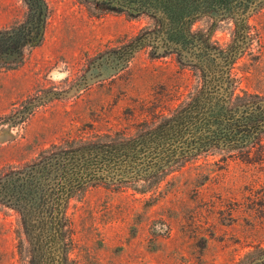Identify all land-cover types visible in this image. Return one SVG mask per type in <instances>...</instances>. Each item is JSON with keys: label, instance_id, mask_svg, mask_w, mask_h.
I'll return each instance as SVG.
<instances>
[{"label": "rangeland", "instance_id": "rangeland-1", "mask_svg": "<svg viewBox=\"0 0 264 264\" xmlns=\"http://www.w3.org/2000/svg\"><path fill=\"white\" fill-rule=\"evenodd\" d=\"M45 1L50 18L42 44L14 69L0 68V264H30L29 255L18 253L28 236L14 203H38L36 194L7 192L9 179L22 177L51 144L81 136L106 146L139 135L152 104L178 88L193 91L198 81L175 56L156 57L152 48L129 54L148 20L101 15L95 0ZM259 2L236 68L240 87L264 99ZM23 12L21 0H0V27ZM212 23L201 17L192 30L209 32ZM212 39L226 43L230 30L218 27ZM254 156L248 163L237 151L216 149L155 180L112 175L88 183L69 199L72 258L76 264H235L255 257L254 248L264 247V163ZM251 264H264V254Z\"/></svg>", "mask_w": 264, "mask_h": 264}, {"label": "trees", "instance_id": "trees-1", "mask_svg": "<svg viewBox=\"0 0 264 264\" xmlns=\"http://www.w3.org/2000/svg\"><path fill=\"white\" fill-rule=\"evenodd\" d=\"M21 1L22 16L0 27V68L5 70L20 65L42 44L50 18L45 0ZM95 1L101 15L119 13L149 21L134 37L130 55L152 48L156 57L175 56L181 70L198 81L193 91L178 88L152 104L139 135L124 134L119 139L123 141L111 140L106 146L81 136L51 144L41 152L47 155L27 165L22 177L6 182L7 192L38 196V203H14L21 207L20 222L28 236V244L19 241L18 253L29 255L30 264H76L69 199L92 181L112 175H131L135 182L155 180L171 167H184L216 149L237 151L248 163L256 155L255 162L264 163V99L240 87L236 68L250 35V11L260 0ZM205 16L213 18L214 29L193 31L194 23ZM218 27L230 30V41L212 39ZM254 147L257 152L252 153ZM254 251L255 257L235 264L262 258L264 247Z\"/></svg>", "mask_w": 264, "mask_h": 264}]
</instances>
